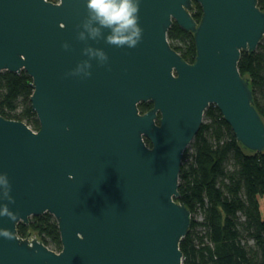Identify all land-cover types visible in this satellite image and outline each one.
I'll use <instances>...</instances> for the list:
<instances>
[{
  "label": "water",
  "instance_id": "1",
  "mask_svg": "<svg viewBox=\"0 0 264 264\" xmlns=\"http://www.w3.org/2000/svg\"><path fill=\"white\" fill-rule=\"evenodd\" d=\"M85 5L0 0V72L31 78L39 122L33 130L0 114V173L18 214L0 217L13 233L0 237V264H183L191 213L177 200L179 172L207 107L244 148L264 150V121L238 70L241 52L264 37V11L258 0H140L142 39L128 48L78 40ZM173 22L193 34V63L169 44ZM86 46L102 49L107 63L92 59L90 77L68 75L88 59ZM142 102L152 107L141 112ZM44 213L57 223L60 250L17 234Z\"/></svg>",
  "mask_w": 264,
  "mask_h": 264
},
{
  "label": "trees",
  "instance_id": "2",
  "mask_svg": "<svg viewBox=\"0 0 264 264\" xmlns=\"http://www.w3.org/2000/svg\"><path fill=\"white\" fill-rule=\"evenodd\" d=\"M56 1V0H53ZM264 11V0H258ZM193 18L198 21L201 7L193 2ZM169 43L185 60L195 53L193 38L175 22L167 32ZM238 70L249 80L253 104L264 121V37L254 51H242ZM31 78L21 72H0V114L39 128L29 97ZM141 112L150 102L138 105ZM198 132L185 150L179 172L177 200L185 205L191 220L179 247L183 264H264V150L251 152L235 138L229 124L215 105L203 115ZM36 233L45 245L61 249L54 217L48 213L19 223L17 234Z\"/></svg>",
  "mask_w": 264,
  "mask_h": 264
},
{
  "label": "clouds",
  "instance_id": "3",
  "mask_svg": "<svg viewBox=\"0 0 264 264\" xmlns=\"http://www.w3.org/2000/svg\"><path fill=\"white\" fill-rule=\"evenodd\" d=\"M139 3L140 0H86L87 16L81 25L77 26L83 29L78 32L77 39L85 43L89 39H104L107 44L116 47H136L143 33V29L139 26ZM103 29L109 30L106 37ZM62 47L67 50L70 46L64 43ZM82 52L88 59L79 62L68 75L90 77L92 59H96L100 66H104L108 61L107 54L100 48L86 46ZM11 189L7 173H0V217L6 216L15 222L18 214L10 210L8 206L15 203L10 194ZM3 201L7 203H2ZM0 237L12 239L13 233L0 228Z\"/></svg>",
  "mask_w": 264,
  "mask_h": 264
},
{
  "label": "flooded vegetation",
  "instance_id": "4",
  "mask_svg": "<svg viewBox=\"0 0 264 264\" xmlns=\"http://www.w3.org/2000/svg\"><path fill=\"white\" fill-rule=\"evenodd\" d=\"M50 1H53V0H50ZM56 1H58V0H56ZM56 1H53V2H56ZM174 23V22H173ZM172 23V24H173ZM171 24V25H172ZM171 27V26H170ZM170 29V28H169ZM168 32V31H167ZM189 35H191L192 36V38H193V42H194V37H193V34L191 33V32H188V31H186ZM170 44V43H169ZM170 46L182 57V59L184 60V61H186L187 63H193L194 61H195V57H196V47H195V53L193 54V56H192V58L191 59H189V60H185L184 58H183V56L181 55V53L179 52V51H177L171 44H170ZM194 46H195V43H194Z\"/></svg>",
  "mask_w": 264,
  "mask_h": 264
},
{
  "label": "crops",
  "instance_id": "5",
  "mask_svg": "<svg viewBox=\"0 0 264 264\" xmlns=\"http://www.w3.org/2000/svg\"><path fill=\"white\" fill-rule=\"evenodd\" d=\"M260 202H261L260 210L262 215L264 216V198H260Z\"/></svg>",
  "mask_w": 264,
  "mask_h": 264
},
{
  "label": "rangeland",
  "instance_id": "6",
  "mask_svg": "<svg viewBox=\"0 0 264 264\" xmlns=\"http://www.w3.org/2000/svg\"><path fill=\"white\" fill-rule=\"evenodd\" d=\"M204 121H205V119H204V117H203V122H204ZM35 235H37V234L33 232V233L30 234L29 237L32 238V237H34ZM50 246H51V245H50Z\"/></svg>",
  "mask_w": 264,
  "mask_h": 264
}]
</instances>
